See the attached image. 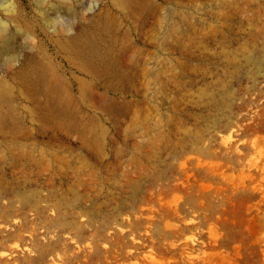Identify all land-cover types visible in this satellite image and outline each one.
I'll use <instances>...</instances> for the list:
<instances>
[{
	"label": "rangeland",
	"instance_id": "1",
	"mask_svg": "<svg viewBox=\"0 0 264 264\" xmlns=\"http://www.w3.org/2000/svg\"><path fill=\"white\" fill-rule=\"evenodd\" d=\"M0 22V264H264V0H0Z\"/></svg>",
	"mask_w": 264,
	"mask_h": 264
},
{
	"label": "bare ground",
	"instance_id": "2",
	"mask_svg": "<svg viewBox=\"0 0 264 264\" xmlns=\"http://www.w3.org/2000/svg\"><path fill=\"white\" fill-rule=\"evenodd\" d=\"M10 10V9H9ZM8 50V49H7ZM23 69V68H22ZM26 70V69H25ZM25 70H23L24 72H26ZM12 71V70H11ZM18 71L20 72L21 71V69H19L18 68ZM18 73V72H17ZM21 73H22V71H21ZM20 73V74H21ZM33 73V72H32ZM37 73V72H36ZM19 74V75H20ZM23 74V73H22ZM21 74V75H22ZM42 74V73H41ZM20 75V77H22V76H24V75H22L21 76ZM28 75V74H27ZM35 76V75H34ZM39 76H40V74L38 75V77H36L37 79H38V81L39 80H43L42 78H44L43 77V75L39 78ZM24 77H26V76H24ZM14 80H15V78H13ZM17 79H18V77H17ZM31 79V78H30ZM29 79V80H30ZM25 80V79H24ZM28 80V79H27ZM18 81H20V80H18ZM26 81V80H25ZM31 81V80H30ZM30 81H28V83L30 82ZM33 81V80H32ZM36 81V80H35ZM43 81H45V80H43ZM0 82H3V80L1 81L0 80ZM20 82H22L23 83V80L22 81H20ZM32 83V82H31ZM34 84L36 83V82H33ZM38 83V82H37ZM42 83V81H40L39 83H38V85L39 84H41ZM6 84V83H5ZM24 84V83H23ZM3 84H0V101L1 100H4V99H6L5 97H4V95H5V93L7 92L6 90H4V89H6V88H4L5 87V85H4V87L2 86ZM25 85H26V83H25ZM36 85V84H35ZM35 85H33V86H35ZM38 85H36L37 86V88H38ZM42 85H43V83H42ZM45 85V84H44ZM22 86V85H21ZM40 86V85H39ZM6 87H7V84H6ZM27 87H29L30 89H32L33 87H32V85H30L29 86V84H28V86ZM37 88H35V90H37ZM56 88V87H55ZM24 89V88H23ZM42 89V88H41ZM49 89V88H48ZM50 89L52 90V87L50 86ZM47 90V89H46ZM56 90V89H55ZM4 91V92H3ZM38 91V90H37ZM36 91V92H37ZM41 91V90H40ZM44 91V90H43ZM48 92H49V90H47ZM33 92V91H32ZM51 92V91H50ZM53 92H55V91H53ZM52 92V93H53ZM51 93V95H54V94H52ZM56 93H57V91H56ZM44 94V93H43ZM49 95V94H48ZM50 95V96H51ZM57 95V94H56ZM56 95H54L53 97H55ZM5 96H7V94L5 95ZM41 96V95H40ZM39 96V97H40ZM57 96H59V94L57 95ZM43 97V96H42ZM49 97V96H48ZM50 98V97H49ZM58 98V99H57ZM56 99L55 98H51V100H50V102L49 103H47V102H45V104H44V113L46 114V115H50V114H53V115H55V117H56V115H59V117L58 118H61V117H63V110H62V101L60 102V101H58L59 99H60V97H57ZM42 99V98H41ZM48 99V98H47ZM40 103V102H39ZM8 104V103H7ZM61 104V105H60ZM4 112H5V110H4ZM44 114V115H45ZM1 116V115H0ZM1 118V117H0ZM57 118V117H56ZM2 120V119H1ZM0 120V121H1ZM4 121V120H3ZM56 123H58L57 124V126H60V127H67L68 125L66 124V122L65 121H58V122H56ZM55 123V124H56Z\"/></svg>",
	"mask_w": 264,
	"mask_h": 264
},
{
	"label": "clouds",
	"instance_id": "3",
	"mask_svg": "<svg viewBox=\"0 0 264 264\" xmlns=\"http://www.w3.org/2000/svg\"><path fill=\"white\" fill-rule=\"evenodd\" d=\"M0 23H2L5 28L8 26L6 22H0Z\"/></svg>",
	"mask_w": 264,
	"mask_h": 264
}]
</instances>
